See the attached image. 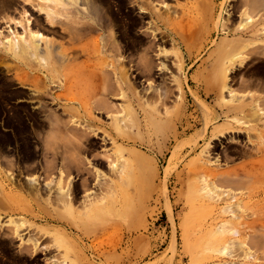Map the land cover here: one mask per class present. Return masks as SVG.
<instances>
[{
    "label": "rangeland",
    "instance_id": "1",
    "mask_svg": "<svg viewBox=\"0 0 264 264\" xmlns=\"http://www.w3.org/2000/svg\"><path fill=\"white\" fill-rule=\"evenodd\" d=\"M240 3L0 0V264H264V41L217 80L227 30L264 33Z\"/></svg>",
    "mask_w": 264,
    "mask_h": 264
},
{
    "label": "bare ground",
    "instance_id": "2",
    "mask_svg": "<svg viewBox=\"0 0 264 264\" xmlns=\"http://www.w3.org/2000/svg\"><path fill=\"white\" fill-rule=\"evenodd\" d=\"M69 1V3H71V4H74V5H77V4H79V3H83V4H86V6H87V10H86V12H87V18H90L91 19V10H92V8H93V10H94V8L96 7V6H92V0H68ZM240 1V0H239ZM263 2V4H262V6H264V0H243V2L244 3H240L241 5L243 4L244 5V7L245 8H247V9H245V10H243V13L246 15L247 13H246V10H248V9H252V10H254V8H252L254 5H260V2ZM250 3V4H249ZM239 4V3H238ZM249 4V5H248ZM242 5V6H243ZM250 5H253V6H251L250 7ZM13 6V5H12ZM255 6V7H256ZM241 7V6H240ZM250 7V8H249ZM256 8H259V7H256ZM96 9H97V7H96ZM261 9H262V7H261ZM255 10H257V9H255ZM260 10V8L258 9V11ZM140 11V10H139ZM239 11V10H238ZM95 12V11H94ZM26 13V12H25ZM81 13V12H80ZM141 15H143V17H149V18H153V15L150 13V14H143L144 12H142V9H141V11L139 12ZM146 13V12H145ZM23 14V13H22ZM83 14V13H82ZM146 15H148V16H146ZM25 17V16H24ZM28 17V16H27ZM29 17H31V16H29ZM29 17H28V19H29ZM142 17V16H141ZM142 17V18H143ZM22 18V17H21ZM46 19V18H45ZM23 20H25V19H23ZM28 21V20H27ZM30 21V20H29ZM92 21H94L95 22V20L93 19ZM226 21V22H225ZM225 21H223V22H219L218 23V26L219 27H221V31L223 30V28H225V29H228V24H227V20H225ZM21 22V21H20ZM23 22H25V21H23ZM32 22V21H31ZM19 23V22H18ZM30 22H28V24H29ZM36 23H38V22H36V20L35 21H33L31 24H29V25H31V27L32 26H34V25H37ZM39 23H40V21H39ZM38 23V25H40ZM45 23V22H44ZM150 24H151V26H153V27H157V24H158V22H150ZM37 25V26H38ZM93 24H86V23H84L83 24V27H91ZM25 26V28H26V25H24ZM28 27V26H27ZM30 27V28H31ZM41 27V26H40ZM39 27V28H40ZM42 28V27H41ZM218 28V27H217ZM23 29H24V27H23ZM28 29V28H27ZM26 29V30H27ZM35 29V28H34ZM36 30V29H35ZM45 30V29H44ZM232 30V29H231ZM231 30H227V32H226V34H227V36H225V39L223 40V41H221L219 44H218V49H220V48H223V47H227V50L225 51V57H223L224 59L226 58V61H224V62H222V64H221V69H220V73H219V75H218V77H217V80L219 81V83H220V88H221V91H226L228 94H229V101H232L233 100V97H234V95H233V91H231L230 89H228L227 88V85H226V83H227V80H228V75H229V72L231 71V68H234V65H236V66H242V64L245 62V60H246V58H247V56H245L244 54H245V51H247L248 50V47L249 46H251V45H253L256 41H254L255 40V38L258 40V41H260V42H262V41H264V33L263 32H260V33H257L256 31L254 32H252V34H251V36H250V32H248V30H233L232 32H230ZM54 31V30H53ZM217 31V30H216ZM13 31H11L10 33H12ZM26 32V31H25ZM108 33V32H107ZM6 34V33H5ZM25 34V33H24ZM99 34V33H98ZM256 34H257V36H256ZM172 35H174V36H172ZM115 36V35H114ZM147 36V35H146ZM167 36L170 38V40L171 41H175L174 39L175 38H178V42L180 43V44H184L183 43V40H182V38H180L179 36H178V34H173V33H167ZM247 36V38H244V37H246ZM256 36V37H255ZM6 38V37H5ZM115 39H116V37H114ZM253 39V40H252ZM238 41V42H237ZM16 43L18 46L17 47H19V48H24V49H26V50H29V51H31L33 54H38L39 53V50H41V52H42V49L40 48V42H43V35L42 34H39V33H36V32H32L31 30H28V33H27V35L25 34V36H21V38H16V40H14V41H7V44H8V48L10 49V50H12L13 48H14V44L13 43ZM162 43V42H161ZM5 44V43H4ZM111 44V43H110ZM113 44V43H112ZM177 44V43H176ZM6 45V44H5ZM42 46V45H41ZM112 48V47H111ZM249 51V50H248ZM27 52V51H26ZM250 54H249V56H251V54L252 53H256V51H254V50H250ZM26 54V53H25ZM28 54H30V53H28ZM260 54V53H259ZM263 56H264V53H261ZM38 57V56H37ZM118 69V68H117ZM237 71L238 70H235V72L233 73V74H235L236 75V73H237ZM97 74V73H96ZM96 74H95V78L96 77H98V80H100V81H102L101 83H103V77L99 74H97V76H96ZM115 74H116V72H115ZM118 76H119V79L120 80H124V78H125V76H126V72L125 71H123V70H121V69H118ZM241 74V73H240ZM100 76V77H99ZM242 77L241 75H238V78L240 79V77ZM18 77V76H17ZM206 77V76H205ZM37 78V77H36ZM39 78V77H38ZM105 78V77H104ZM243 78V80H244V78L245 77H242ZM250 78V77H249ZM20 79V78H19ZM97 80V79H96ZM234 80V79H233ZM241 80V79H240ZM247 80H249V79H247ZM208 82H210V80L208 81ZM238 82H240V81H237V83ZM243 81L241 80V83H239V84H242V85H245L246 87H249V86H254L253 84H249V83H247V81H245L246 83H242ZM249 82H250V80H249ZM257 82V81H256ZM264 82V81H263ZM259 83V82H258ZM87 84V83H86ZM100 84V83H99ZM264 84V83H263ZM238 85V84H237ZM256 85V84H255ZM90 86H91V84H90ZM245 86H243V87H245ZM242 86H241V88H243ZM257 87H258V84H257ZM212 88V87H211ZM260 88V87H259ZM263 88H264V85H263ZM248 89V88H247ZM251 89H252V87H251ZM254 90H256L257 91V88L255 89V88H253ZM259 90V89H258ZM263 90V92H264V89H262ZM90 91H91V89H90ZM90 91H88L89 92V94H91V95H95L97 92H98V89H97V87L95 86H93V88H92V91H91V93H90ZM259 92H262V91H259ZM88 94V95H89ZM90 96V95H89ZM227 103H229V105H231L230 104V102H227ZM232 103V102H231ZM87 104V103H86ZM83 106H84V104H82ZM83 106H81V107H83ZM86 108V107H85ZM85 108H83V110L85 109ZM257 108V107H256ZM231 109V111H240L242 108L241 107H235V106H230L229 107V109H228V111ZM255 109V108H254ZM91 146L93 147V145L91 144ZM87 152V151H86ZM107 159V158H106ZM64 160V159H63ZM69 161V160H68ZM106 162V161H105ZM111 162V161H110ZM112 163V162H111ZM65 164V163H64ZM67 164H68V162H67ZM109 164V163H108ZM113 164V163H112ZM69 165H71V164H69ZM75 166V165H74ZM61 167H62V165H61ZM66 167V166H65ZM67 167H68V165H67ZM68 168H71V167H68ZM78 168V167H77ZM68 170H66L65 172H67ZM62 173V172H61ZM79 173V172H78ZM69 176V175H68ZM47 177V176H46ZM225 179V178H224ZM87 180H89V179H87ZM227 180H229L228 178H227ZM86 184V183H85ZM63 185V184H62ZM61 185V183L60 182H58V184H57V186H58V191L59 192H62L63 191V188L61 187L62 186ZM65 186V185H64ZM86 186V185H85ZM78 191V190H77ZM66 197V196H65ZM70 197V196H69ZM67 198L68 200H69V202H71V200H70V198ZM61 198L62 199H65L64 197H62L61 196ZM67 199H66V201H67ZM61 200V199H60ZM51 201V200H50ZM64 201V200H63ZM52 202V201H51ZM54 202V201H53ZM67 203V202H66ZM73 203V202H72ZM74 204V203H73ZM69 207V205H67L65 208L67 209ZM93 210V209H92ZM46 220H47V222H59V218H54V219H52V218H46ZM65 223V222H64Z\"/></svg>",
    "mask_w": 264,
    "mask_h": 264
},
{
    "label": "flooded vegetation",
    "instance_id": "3",
    "mask_svg": "<svg viewBox=\"0 0 264 264\" xmlns=\"http://www.w3.org/2000/svg\"><path fill=\"white\" fill-rule=\"evenodd\" d=\"M250 67H251V66H247V67L245 68V71H247ZM239 77H240V76H239ZM233 79H234V80H233ZM240 79H241V77H240ZM240 79L238 78V75H237V74H236V75L233 74L232 78L230 79L231 84H232V85H234V84H235V85L239 84L240 82L237 83V81H240ZM246 80H247V79H246ZM249 80H250V84H253V85H255V84H256V85H257V84L259 85V84L262 83V81L259 82L258 80H255L254 78H251V79H249ZM249 80H248V81H249ZM256 81H257V82H256ZM258 82H259V83H258Z\"/></svg>",
    "mask_w": 264,
    "mask_h": 264
},
{
    "label": "crops",
    "instance_id": "4",
    "mask_svg": "<svg viewBox=\"0 0 264 264\" xmlns=\"http://www.w3.org/2000/svg\"><path fill=\"white\" fill-rule=\"evenodd\" d=\"M174 1H179V2H183L184 0H174ZM172 3V2H171ZM174 3H172V5H173ZM197 62V60L196 59H194V58H192V63H196Z\"/></svg>",
    "mask_w": 264,
    "mask_h": 264
}]
</instances>
